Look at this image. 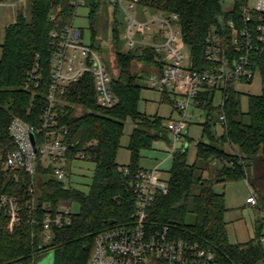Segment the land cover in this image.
Segmentation results:
<instances>
[{
    "label": "trees",
    "instance_id": "1",
    "mask_svg": "<svg viewBox=\"0 0 264 264\" xmlns=\"http://www.w3.org/2000/svg\"><path fill=\"white\" fill-rule=\"evenodd\" d=\"M28 2L29 20L18 10L15 21L6 27L0 44V147L3 154L13 147L8 133L13 117L39 125L51 71L53 50L50 31L57 25L70 24L74 13L68 0ZM245 2L231 0V5L224 8L223 0H139V6L150 12L178 15L183 43L190 52L191 69L197 71L212 68L205 46V38L211 30L216 29L219 33L223 49L237 47L231 32L225 27L227 22L233 21L239 31L238 47L243 51L248 44L251 70L259 73L262 84L260 95L247 96L248 123L242 119L241 93L235 89L234 82L221 91L222 107L214 105L217 91L204 86L194 100V108L205 115L201 126L202 137L207 141L196 143V161H205V169L210 170L211 177L204 179L198 175L196 161L193 164L187 161V149L175 150L168 170L167 193L157 195L148 218L151 222L167 226L177 239L190 240L211 250L223 263L264 264V250L258 242L264 221L256 229L254 239L231 244L224 221L227 211L224 195L212 189L215 182L248 179V169L252 164L258 163L261 166L258 175H264V41L261 39L264 14L251 13L249 20L245 21L241 12ZM86 3L90 8L92 40H95L93 25L99 3L97 0H86ZM52 16H55L54 21ZM112 20L110 43L118 74L112 79L111 91L118 98V103L112 108L99 107L93 77L86 75L68 86L57 105V127L68 130L66 140L73 146L68 153V172L79 154L85 156L84 161L94 164L89 190L80 192L66 181H57L49 176V172L41 170L39 175L45 179L36 182L32 196L29 193L31 179L24 172H19L16 181L7 175L1 176L0 191L17 198L21 219L13 230H8V221L0 218V264H36L48 252L53 253V264H88L96 237L114 223L132 220L135 194L130 181L135 173L142 170L139 166L140 152L150 149L158 140L170 143L163 119L138 111L143 89L138 83V65H144L145 72L149 74L158 73L164 65L162 57L148 47L126 49L121 39L124 28L121 15L114 11ZM242 33L247 36H241ZM92 45L102 51L101 47ZM36 64L42 71L43 83L35 92H27L23 88L26 75ZM163 96L171 100L168 94ZM79 109L85 112L79 113ZM221 116H224L222 123ZM127 119H131L135 127L128 145L129 164L121 166L116 162V156ZM218 122L222 127L221 135L216 133ZM225 145L232 147L235 153L227 152ZM218 163L221 166L217 168ZM119 167H126L129 175L119 172ZM195 186L199 188L197 193H193ZM257 202L254 209L264 210L261 193ZM45 204L52 207L76 204L79 211L72 213L69 226L53 230L50 245L43 247L39 221ZM188 213L194 216L192 224L186 223Z\"/></svg>",
    "mask_w": 264,
    "mask_h": 264
},
{
    "label": "built area",
    "instance_id": "2",
    "mask_svg": "<svg viewBox=\"0 0 264 264\" xmlns=\"http://www.w3.org/2000/svg\"><path fill=\"white\" fill-rule=\"evenodd\" d=\"M101 1L97 0L99 4ZM68 2L74 10L71 23L63 27L57 25L50 31L53 50L51 71L39 125L13 117L8 125L13 147L5 154L0 147V181L1 176L5 175L16 181L19 172H24L31 179L29 193L32 196L35 193L36 177L42 176L39 171L49 172L50 177L60 182H65L68 178V153H71L73 146L66 140L68 130L65 127L58 128L56 121L59 99L68 86L90 75L94 80L96 104L101 108H112L118 103V98L111 91L114 76L103 64L101 52L92 44L87 45L81 30L73 25L77 10L87 6L86 0ZM107 3L113 8V12L117 11L121 15L124 23L121 39L126 49L148 47L162 57L164 65L161 71L150 73L147 81L149 88L173 97L174 109L179 114L178 119L165 123L172 146L171 154L178 149L176 145L185 137V120L194 113V100L204 86L221 92L230 83L253 79L255 72L250 66V48L248 44L243 51L238 47L239 31L233 21L227 22L225 27L231 32L237 47L233 50L223 49L219 33L216 29L211 30L205 38V46L207 60L212 68L197 71L191 69L190 52L183 43L177 14L150 12L142 8L144 20L139 21L135 10L139 0H107ZM241 12L245 21L249 20L251 13L264 14V0H246ZM51 20L54 21L55 16ZM261 32V39L264 41V29ZM42 83V71L36 64L27 73L23 88L33 93ZM220 106H223V100ZM220 121H224V116L220 117ZM184 146L185 143L179 149H186ZM84 158L83 154H79L75 160ZM118 171L129 175L126 167H119ZM157 171V168L142 169L133 175L130 181L135 194L132 220L123 224L114 223L100 233L95 239L88 264H227L221 262L211 250L190 240L177 239L170 234L167 226L149 220V212L157 195L166 194L168 189L167 182L156 176ZM249 189L250 195L246 198V203L255 208L258 204L257 196L251 187ZM69 207L64 204L59 207L43 205L39 221L43 247L50 245L53 230H60L71 224L72 211ZM0 218L8 221V230H13L21 219L17 198L1 191ZM258 242L263 248V232L260 233Z\"/></svg>",
    "mask_w": 264,
    "mask_h": 264
},
{
    "label": "rangeland",
    "instance_id": "3",
    "mask_svg": "<svg viewBox=\"0 0 264 264\" xmlns=\"http://www.w3.org/2000/svg\"><path fill=\"white\" fill-rule=\"evenodd\" d=\"M230 5L231 0H223L224 8H228ZM18 10H21L26 19L29 20L30 9L28 0H0V44L3 42L6 27L15 21ZM135 10L137 12V19L143 21L144 15L141 11L142 8L138 5ZM112 13L113 8L107 3V0H102L97 7L96 22L93 25V30L96 34L95 40H92L91 24L89 20L90 8L88 5L77 10L73 25L81 30L83 40L87 45L94 44L97 47H101L103 64L109 73L116 77L118 71L114 62V53L110 43V31L113 22ZM138 67L140 75L138 83L143 87L140 94V101L138 103V111L145 113L150 117H160L163 119L164 124L168 120L178 119L179 114L175 111L172 103V101L174 102L173 97L169 96L172 100H170V102L165 99L162 93L149 88L147 81L149 72H145L146 67L144 65L139 64ZM234 87L241 93L240 105L244 114L242 119L244 123H248L249 117L246 114L248 110L247 96L261 94V77L259 73L256 72L251 83L239 81L234 83ZM221 100V92L217 91L214 96V105L219 106ZM78 112L84 113L85 110L79 109ZM204 120L205 115L203 112L194 109V113L185 120V137L181 139L180 144L176 145V148L179 149L183 143H185L184 147L187 149V161L189 164H193L196 161V143L207 141L206 138L202 137L201 124ZM134 127L135 125L131 119L125 121L123 135L120 140V148L116 156V162L121 166L129 164L130 152L128 150V145ZM216 133L218 135H221L222 133L220 122L217 123ZM167 137L169 138V135ZM171 148V143L167 141L158 140L153 142L150 149H144L140 152L139 166L143 169H154L155 167H158V178L160 177V179L167 182L169 179L168 170L171 166ZM224 149L229 153L232 152L231 147L228 145H225ZM196 164L199 168L198 175H202L204 179H209L211 177V172L210 170L205 169V161L199 159L196 161ZM216 165L217 168L221 166L219 163ZM260 167L261 166L258 163L255 165L252 164L248 169V179L230 181L227 183L215 182L213 184V191L217 194L224 195L225 207L227 209L224 214V221L226 223L228 241L231 244L245 243L254 239L256 236V229L261 225V218H264V210L258 211L246 203V198L250 195L249 187L254 190L255 196H258L260 193L264 196V178L261 177V179L258 175ZM93 172L94 164L92 162L75 160L72 163L70 172H68L69 177L66 180V184H69L72 188H75L80 192L87 193ZM44 179V177L37 176L36 182L38 183ZM198 189V186H195L193 193H197ZM69 209L72 213H78L79 211V207L76 204L71 205ZM193 221V214L188 213L186 223L192 224ZM260 230L264 233V226ZM45 257L46 260L49 261V264H53L52 252L46 253ZM39 261L36 264H38ZM13 264L25 263L19 262Z\"/></svg>",
    "mask_w": 264,
    "mask_h": 264
},
{
    "label": "crops",
    "instance_id": "4",
    "mask_svg": "<svg viewBox=\"0 0 264 264\" xmlns=\"http://www.w3.org/2000/svg\"><path fill=\"white\" fill-rule=\"evenodd\" d=\"M264 35V34H263ZM230 147V146H229ZM231 149H232V152L231 153H235V150L231 147ZM155 168H157L158 169V167H155ZM143 169V168H142ZM145 170H151V169H145ZM158 171H159V169H158ZM158 171L156 172V176H157V173H158ZM158 177V176H157ZM158 179H160V177L158 178ZM160 180H162V179H160ZM38 264H49V261L48 260H46V257H45V255L42 257V259L39 261V263Z\"/></svg>",
    "mask_w": 264,
    "mask_h": 264
},
{
    "label": "water",
    "instance_id": "5",
    "mask_svg": "<svg viewBox=\"0 0 264 264\" xmlns=\"http://www.w3.org/2000/svg\"><path fill=\"white\" fill-rule=\"evenodd\" d=\"M98 2H99V0H98ZM31 140H32V143L34 145V137H33V134H31Z\"/></svg>",
    "mask_w": 264,
    "mask_h": 264
},
{
    "label": "flooded vegetation",
    "instance_id": "6",
    "mask_svg": "<svg viewBox=\"0 0 264 264\" xmlns=\"http://www.w3.org/2000/svg\"><path fill=\"white\" fill-rule=\"evenodd\" d=\"M261 177L264 178V175H260V176H259V178H261ZM262 178H261V179H262Z\"/></svg>",
    "mask_w": 264,
    "mask_h": 264
}]
</instances>
